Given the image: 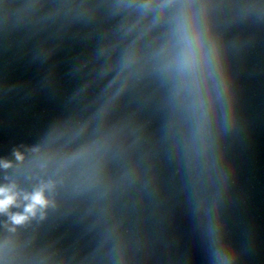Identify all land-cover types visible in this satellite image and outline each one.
<instances>
[{
  "label": "water",
  "instance_id": "obj_1",
  "mask_svg": "<svg viewBox=\"0 0 264 264\" xmlns=\"http://www.w3.org/2000/svg\"><path fill=\"white\" fill-rule=\"evenodd\" d=\"M262 151L264 0H0V264Z\"/></svg>",
  "mask_w": 264,
  "mask_h": 264
},
{
  "label": "clouds",
  "instance_id": "obj_2",
  "mask_svg": "<svg viewBox=\"0 0 264 264\" xmlns=\"http://www.w3.org/2000/svg\"><path fill=\"white\" fill-rule=\"evenodd\" d=\"M5 167L8 164L5 163ZM47 185L42 186L31 194H25L24 200L29 201L25 207V214H16L11 217L12 221L20 224L27 219L28 215H35L37 210L47 205L48 201L45 198L44 190ZM18 193L9 187H0V212H6L8 208L16 203Z\"/></svg>",
  "mask_w": 264,
  "mask_h": 264
}]
</instances>
